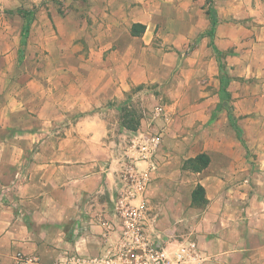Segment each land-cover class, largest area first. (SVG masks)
Here are the masks:
<instances>
[{"label":"crops","instance_id":"0c3cea01","mask_svg":"<svg viewBox=\"0 0 264 264\" xmlns=\"http://www.w3.org/2000/svg\"><path fill=\"white\" fill-rule=\"evenodd\" d=\"M205 5L207 0H0V264H14L17 254L36 256L40 264L105 254L118 231L106 232L99 219L118 221L113 203L134 155L129 140L140 133L163 128L158 167L145 194L150 233L159 221L173 223L187 211L190 203L173 205L182 172L208 176L214 154L231 160L225 113L264 114V0H214L212 38ZM19 9L34 14L17 68L24 24ZM134 24L144 28L141 35L131 34ZM31 63L41 70L33 73ZM148 84L159 85L168 118L149 113L136 131L111 133L117 125L112 112L118 111L112 102ZM147 98L152 112L156 100ZM199 154L209 159L205 168L183 169ZM137 167L144 170L146 163ZM216 219L205 212L194 236L190 229L185 241L173 239L165 248L193 240L203 264H264V214L254 223L244 220L257 229L254 244L248 243L251 227L238 235L231 217L220 213Z\"/></svg>","mask_w":264,"mask_h":264},{"label":"rangeland","instance_id":"374dc122","mask_svg":"<svg viewBox=\"0 0 264 264\" xmlns=\"http://www.w3.org/2000/svg\"><path fill=\"white\" fill-rule=\"evenodd\" d=\"M211 1L213 4L214 0ZM204 8L206 10L207 5ZM67 50L71 51V49ZM169 50L167 49V51ZM31 51H34V49ZM34 53V56L39 55V52ZM47 53L44 52L43 55ZM64 54H67L66 51ZM69 55L72 54L69 53ZM22 57L23 53L21 57L18 56L17 68L21 66ZM28 66L33 73L35 70L38 72L42 68L40 64L36 63H31ZM33 75L36 76V74ZM158 86V84H148L138 88H131L125 93L121 102H112V104L118 105V111L112 112L111 117H113L112 119L116 121L117 125L110 132L121 135L123 134L121 128L125 127L129 128H125L128 131H131L130 129H134V127L137 130L140 126V120L147 117L149 113H152L155 119L166 120L170 112L165 113L162 110L160 115L154 114L155 108L165 106L164 101L160 98V93L162 92L158 90ZM139 90L142 91L137 94ZM150 94H153L156 100L153 103L152 112L148 109L149 99L147 95ZM225 114L226 118H228V112ZM256 118L260 119L259 122H253ZM262 119L264 120V114L262 113L259 115H254V113L241 114L239 116L231 113V160H219V157L214 154L210 167L212 174L210 173L208 176L182 172L180 176L182 186L173 188V192L177 193V200L173 202V205L178 207L180 204L190 203L187 211L180 213V216L176 214L179 217L173 223L169 224L166 219L159 221L155 226L156 232L150 233L149 230L151 238L161 243L162 246H165L164 244L167 242H173V239L179 240V242L185 241L191 233L190 229H193L191 236H194L196 232L194 227L197 222H200L201 217L206 212L208 219L213 223L219 218L216 219L220 213L221 216L226 218L231 217V222H236L234 224L239 232L238 235L245 228L249 229L251 227V233L247 236L248 243L254 244L258 240L259 234L255 231L257 229H255L253 224L251 226L249 222L247 227H245L244 220L249 221L248 219L251 218L254 223L255 219L259 218V212L264 214V208L263 210L259 208V203L264 201V123L261 122ZM216 120H219V116L216 117ZM132 140H129L130 146ZM218 152V149L215 150V153ZM187 170L192 171L191 169ZM199 180L207 190L206 194L202 195L199 193ZM202 185L200 186L203 188ZM211 204L219 206L220 213H216L215 208L211 210ZM260 231L262 232V230Z\"/></svg>","mask_w":264,"mask_h":264},{"label":"built area","instance_id":"2783aa9c","mask_svg":"<svg viewBox=\"0 0 264 264\" xmlns=\"http://www.w3.org/2000/svg\"><path fill=\"white\" fill-rule=\"evenodd\" d=\"M162 108L154 110L155 115ZM163 128L140 133L132 140L134 155L122 176L124 187L119 190L113 203V211L118 221L102 217L99 223L106 232H117L114 245L105 254L72 257L65 264H203V255L193 240L180 243L169 251L161 243L151 238L148 227L146 190L150 173L158 167L157 155L162 144ZM137 162L146 163L141 170ZM14 264H40L36 256L17 254Z\"/></svg>","mask_w":264,"mask_h":264},{"label":"trees","instance_id":"16d2710c","mask_svg":"<svg viewBox=\"0 0 264 264\" xmlns=\"http://www.w3.org/2000/svg\"><path fill=\"white\" fill-rule=\"evenodd\" d=\"M211 2H212L211 0H207V9L205 10L206 15L208 16V18L211 22V30H209L207 32V35L210 38L213 37L214 26L216 24V16H215V12L213 10ZM17 13L21 16V18L24 21L22 31H21V48L19 49V57H21L23 50H24L26 38L29 35V28H30L31 21L33 19L34 11L33 10L19 9V10H17ZM143 30H144V28L141 25L134 24V25H132L131 34L134 36H139L143 33ZM211 46L213 47L212 43H211ZM213 49L215 50L217 57L220 60L222 58V54L220 52H218L214 47H213ZM219 68L221 71L224 68L221 61L219 63ZM226 77L224 75H222L221 80H223V79L225 80ZM226 81H224V82L221 81V83L223 82L222 90H224L226 87ZM226 94L227 95L225 97H226V99H228L229 94L228 93H226ZM228 121H229V125L231 126L232 120H231V112L230 111H228ZM233 126L235 128L234 124H233ZM125 128L129 129L127 127H125ZM130 130L135 131L136 127H134V129H130ZM208 163H209L208 157L205 154H199L195 158L185 160L184 164H183V169H185V170L191 169L193 172H198V171L202 170L203 168H205L208 165ZM188 165H189V167H188ZM198 186L200 189L199 193L203 195L205 193L204 189L200 185H198Z\"/></svg>","mask_w":264,"mask_h":264}]
</instances>
